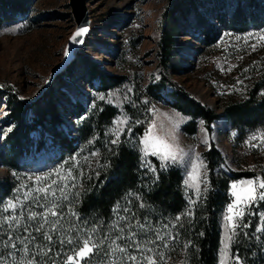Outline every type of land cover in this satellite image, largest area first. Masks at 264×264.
<instances>
[{
	"label": "rangeland",
	"instance_id": "374dc122",
	"mask_svg": "<svg viewBox=\"0 0 264 264\" xmlns=\"http://www.w3.org/2000/svg\"><path fill=\"white\" fill-rule=\"evenodd\" d=\"M235 1L225 0L220 8L226 16ZM261 1L264 3V0ZM168 2L169 0H86L89 31L83 45L75 51L67 66L68 74L63 76L65 83L60 87L63 93L57 95L66 106L80 102L82 110L76 116L58 107L60 119L50 121L47 115L45 124L32 129L28 135V144L21 146L15 154H12L5 142L11 126L6 123V103L4 99L0 101V149L14 160V165H7L0 159V181H8V189L1 197L0 204L6 205L8 201H14L17 203V212L23 206L26 215L31 201L25 200L23 194L37 185L36 178H57L56 173L59 172L63 176L69 169L76 177L77 185L76 189L70 188L69 192L80 191L82 194L85 181L99 176L104 166L96 148L97 144L93 141L95 136L91 135L85 140L78 138L77 128L82 118L89 117L103 104L115 106L117 113L109 122L103 123L99 144H110L115 138L114 133L119 131V138L125 135L131 144L141 151V142L151 128V135L165 140L176 153L177 160L168 162L182 168L189 204L198 197L195 187H189L185 181L189 180L190 176H196L201 190L200 196L203 194L207 170L201 153L211 146L221 155V161L215 168L216 174H242L229 185L231 204L235 200L232 195L233 184L238 185L239 192L241 182H245L243 186L246 187V182L256 181L257 196L264 192V189L258 187L259 182L264 181V126L233 124L224 113L226 104L246 98L256 84L263 85L260 91L264 93V25L249 26L245 30L227 29L215 16L217 9L213 0H198L195 7L200 13L196 22L188 24L183 19L180 20V29L170 60L171 80L220 115L208 126L200 120L195 133H186L182 125L189 117L174 105L175 101L169 94L174 90L173 87L167 85L162 90L157 85L160 80L157 57L160 19ZM27 6L28 11L25 13L14 11L5 14L0 10V92L10 89L19 98L31 100L40 95L55 75V69L76 22L69 0H29ZM193 15L192 9L190 19ZM85 60L96 62L108 73L124 76L123 81L116 88L99 90L98 81L91 77ZM151 85L153 87L149 89ZM125 104L145 113H153V118L142 136L133 134V121L124 109ZM26 115L28 120L33 117L30 111ZM125 119L127 125H117V121ZM59 130L69 136H77L75 144L78 148L72 155L62 152V143L59 138L54 137L55 132ZM254 136L257 139L253 140ZM155 157L162 161L158 156ZM145 161L147 165L149 160ZM194 183L189 180V184ZM17 197L19 200H16ZM130 203L124 199L115 203L112 219L98 228L100 237L105 233L112 237L117 234L115 229L110 228L114 222H119L122 227L131 223V230L138 232V239H154L155 233L152 230L163 234L165 225H168L167 230L173 234L166 220L153 223L147 219L140 221L133 218L130 215ZM244 203L247 202L238 204L235 210L239 211ZM262 203L264 200L257 199L250 207L243 208L244 213L249 208L252 214L259 217L258 228H262L263 224ZM61 204L66 214L71 208L84 218L77 210L78 203L72 202L71 195L68 201H61ZM32 209L41 211L34 205ZM228 215L227 207L221 217V244L217 264H230V245L225 251V231L228 224L225 217ZM123 217L127 219H121ZM65 218L67 219V216ZM136 221L145 224L147 237L140 232ZM91 226L90 223L82 225L84 228ZM128 231L126 227L125 236ZM15 234H22V230ZM117 243L123 244L124 241ZM68 247L71 246H66L65 251ZM104 250H107V244L104 245ZM159 251L164 253L166 264L182 263V246L177 237L175 240H168V247H161ZM129 252L139 255L134 249H129ZM43 258L46 259L40 255L36 256L37 261ZM101 259L107 257L103 256V253L94 256L92 264H101ZM157 259L159 260V257Z\"/></svg>",
	"mask_w": 264,
	"mask_h": 264
},
{
	"label": "trees",
	"instance_id": "16d2710c",
	"mask_svg": "<svg viewBox=\"0 0 264 264\" xmlns=\"http://www.w3.org/2000/svg\"><path fill=\"white\" fill-rule=\"evenodd\" d=\"M29 0H0V10L13 13L14 11L27 12ZM198 0H169L165 6L159 29V40L157 43L158 66L160 80L158 87L162 90L167 85L173 87L169 94L174 99V105L189 120L182 125L186 133H195L197 124L203 120L208 126L220 115L214 110L200 103L196 98L185 92L170 77V60L174 53L176 35L180 29V20L188 24L196 22L199 10H196ZM225 0H213L216 7L215 16L227 29L245 30L249 26L259 27L264 25V3L261 0H236L226 16L223 7ZM194 15L190 19V11ZM205 11V10H204ZM207 12V10L205 11ZM68 66V65H67ZM66 68L56 73L50 83L45 86L39 96L25 100L17 94L5 89L0 92V101L4 99L8 108L6 123L11 126L5 142L10 147L12 154L19 151L20 147L28 144L29 132L37 125H44L47 115L50 121L60 119L58 107L66 113L78 116L82 110L80 102L71 106L61 103L58 94H62L60 87L64 85L63 76L68 74ZM85 66L90 71L91 77L98 81V89L106 91L118 87L124 76L108 73L91 60H85ZM153 86H149L151 89ZM263 85L256 84L248 93L247 97L237 102L225 105L226 118L233 124L243 126H264V93L260 90ZM125 111L133 121L132 132L137 137L142 136L146 127L150 124L153 113H145L139 109L124 105ZM33 117L28 120V112ZM117 113V108L111 104L98 106L89 117L82 118L78 124V138L83 140L95 136L93 141L97 144L99 157L104 168L99 176L85 181V188L79 196L77 210L80 215L91 225L99 224V227L108 223L114 213L115 203L122 199L131 201L130 215L140 221L146 219L153 223L166 220L170 229L182 246L181 264H217L218 253L221 244V217L225 209L231 204L232 196L229 193L231 181L240 177L239 173L232 174L215 173V168L221 161L220 152L211 146L204 150L201 155L207 170L206 189L196 200L189 204L184 188V172L175 163L160 161L153 155L145 156L134 145L129 138L122 135L116 145L99 144V137L103 134V123L109 122ZM62 143V152L72 155L76 152L78 145L75 144L77 136H69L62 130L56 131L55 136ZM0 159L7 165H14L12 156L4 154L0 149ZM145 159L149 160L146 165ZM143 164V167L141 165ZM151 168L156 169L159 179L153 183ZM8 189V181H0V199ZM133 193L129 196L128 193ZM146 207H139L140 202ZM264 206V203H262ZM191 211L192 215H183ZM182 216L179 224L175 217ZM241 228L237 229L238 235L233 237L230 244V264H234L235 256L240 257L241 264H264V231L257 233L260 222L256 214H252L248 208L243 219L239 220ZM247 224V227H243ZM264 227V223L262 224ZM202 233V235H201ZM247 233V235H245ZM258 237V238H257ZM187 245V247H186ZM52 252L46 259L40 260L41 264H51L53 260H62L63 254L57 258L54 254L60 251L59 245L51 246Z\"/></svg>",
	"mask_w": 264,
	"mask_h": 264
},
{
	"label": "snow or ice",
	"instance_id": "6c2138e0",
	"mask_svg": "<svg viewBox=\"0 0 264 264\" xmlns=\"http://www.w3.org/2000/svg\"><path fill=\"white\" fill-rule=\"evenodd\" d=\"M87 32V28H81L73 39L83 37ZM101 98L103 99V97ZM127 123L126 119L117 121V125H127ZM151 132L152 129L150 128L141 142L143 144L141 149L143 154L145 156H158L165 162L161 167H166L168 161L175 162L177 156L172 150V146L165 140L153 137ZM114 135L115 138L110 143L116 145L120 142V132L116 131ZM255 139L257 137L254 136L253 140ZM251 146L257 147L258 145ZM141 167H143V164ZM150 171L153 173L152 182L156 183L159 179L158 175H156V169L151 168ZM55 176L57 178L49 176L43 178V180L37 177V185L24 192L25 200L31 201L26 215L23 206L17 212V203L14 201H8L6 205L0 204V264H40L36 256L47 257L52 252L51 246L57 244L60 251H57L54 255L59 258L63 254V259L53 260L51 264H92V258L101 253L107 257V259H101V264H166L164 253L160 252L159 249L161 247L167 248L168 240L176 239V236L167 230L168 225H165L163 234L153 229L152 231L155 233L154 239L151 237L138 239V232L131 230L133 227L131 223L122 227L119 222H114L110 225V228L115 229L117 234L112 237L105 233L103 237H100L98 234L99 224L84 228L82 225L88 224L86 219L81 218L71 208H69L67 214L63 211L61 201H68L70 195L72 196V202H79L80 191L69 192L70 188H77L76 177L72 175L71 169L68 170L66 175L61 176L58 172ZM189 180L195 183L189 184ZM189 180H186L185 184L189 187L194 186L199 198L201 190L198 178L190 176ZM44 181L49 182L45 183ZM244 183L241 182L242 186L239 192L237 191L238 185H232V195L235 200L233 204L228 206L229 215L225 217L228 221L225 231V251H227L233 237L238 235L237 229L241 228L238 221L243 219V208L250 207L257 199L264 200V192L259 193V196H257L256 181L246 182V187L243 186ZM258 187L264 189V181L259 182ZM205 191H207L206 188ZM128 195L131 196L133 193L130 192ZM16 200H19V197ZM244 201L247 203H244L243 207L236 211L237 205ZM191 203H196V200H192ZM33 205L41 209V211L33 210ZM139 207L144 208L146 205L141 201ZM125 211H129V209H125ZM4 213H9V215H4ZM183 215L191 216L192 212L188 211ZM66 216L67 219L65 218ZM181 218L182 216L180 215L175 217L176 224L172 225L173 228L179 224ZM121 219L126 220L127 217ZM74 221H79V223ZM261 221L264 223V213L261 214ZM136 224H138L140 232L147 237L145 224L139 221H136ZM247 226V224L243 225V227ZM126 227L129 231L125 236ZM21 230L22 234H15L16 232H21ZM256 231L262 232L264 227L257 228ZM34 233L40 235L37 236ZM37 241H43L44 243H37ZM117 241H124V243L120 244ZM105 244H107L106 251L104 250ZM149 245H154L155 247ZM66 246L71 247H68L65 251ZM129 249H134V252L139 253V255L130 253ZM157 257H159V260ZM234 264H241L239 256H235Z\"/></svg>",
	"mask_w": 264,
	"mask_h": 264
},
{
	"label": "water",
	"instance_id": "95a60500",
	"mask_svg": "<svg viewBox=\"0 0 264 264\" xmlns=\"http://www.w3.org/2000/svg\"><path fill=\"white\" fill-rule=\"evenodd\" d=\"M69 5L76 22V26L67 40L63 51V56L59 62L58 67L55 69V74L63 71L70 63V61L74 57L75 51L83 45L85 36L88 32L83 37H76V39L74 40L73 37H75V34L81 28H87L89 31V16L86 7V0H69Z\"/></svg>",
	"mask_w": 264,
	"mask_h": 264
}]
</instances>
